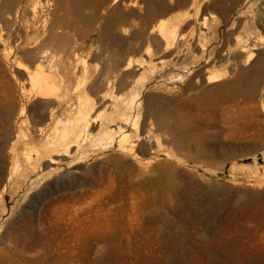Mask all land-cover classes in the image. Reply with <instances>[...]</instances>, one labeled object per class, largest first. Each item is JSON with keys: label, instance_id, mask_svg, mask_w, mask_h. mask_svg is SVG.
I'll return each instance as SVG.
<instances>
[{"label": "rangeland", "instance_id": "rangeland-1", "mask_svg": "<svg viewBox=\"0 0 264 264\" xmlns=\"http://www.w3.org/2000/svg\"><path fill=\"white\" fill-rule=\"evenodd\" d=\"M17 1L20 35L31 5L43 0ZM55 3L40 7L50 12ZM146 3L109 7L124 15L117 28L122 39L143 21L159 24L156 11L143 18ZM259 3L203 0L200 8L169 14L187 11L192 19L180 27L182 38L168 57L150 60L138 42L128 47L146 64L132 91L119 92L122 99L130 91L135 96L137 129L123 130L133 153L88 142L77 154L70 148L56 156V165L35 158L45 138L34 130L46 127L55 140L64 127L60 77L53 78L58 89L49 100L25 96L26 73L6 59L13 50H4L13 46L15 29L0 12V264H264ZM43 35L39 28L36 36ZM87 36L83 55L98 54L97 34ZM89 57L96 75L101 61ZM21 62L30 65L24 56ZM59 71L68 84L76 81L67 64ZM210 72L220 76L208 85Z\"/></svg>", "mask_w": 264, "mask_h": 264}, {"label": "bare ground", "instance_id": "bare-ground-1", "mask_svg": "<svg viewBox=\"0 0 264 264\" xmlns=\"http://www.w3.org/2000/svg\"><path fill=\"white\" fill-rule=\"evenodd\" d=\"M51 1L43 0L41 5L50 6ZM140 1H149L145 4L143 18H146L144 16L150 11H156L157 17H160L159 24L153 26L151 22L143 21L141 28L132 34L130 32L128 38L123 36L125 39L121 38V32L117 29L124 15L117 12L118 10L110 13L109 7L111 6L112 10L117 9L119 3L123 2L133 7L135 0H58L50 12L44 10L46 7H40V3H33L28 10V19L26 18L23 25L24 32L22 31L20 35L14 28L18 1H2L1 15H7L6 24L15 29L11 40L14 41L13 46L6 45L7 48H4L13 51H6L5 56L16 69L26 73L23 81L25 96L28 99L36 97L49 100L58 89L53 81L55 76L60 77V84L64 90L63 103L58 111L59 121L64 127L56 133L55 140L49 139L46 127L34 130V133L45 138L42 149L35 157L38 161L56 165L59 162L56 156L69 154L70 148H74L73 152L77 154L82 145L88 142H97L98 145H105L104 147L116 144L118 151L127 155L133 153L135 147L133 143L128 142V135L124 134L123 130L127 125L137 129V117L131 114L135 105V96H131V91L135 85V78L139 75L137 74L139 69L146 64L143 60L140 61L141 59H133L132 54L135 50H129L128 47L138 42L140 49L144 48L141 50L150 60L155 56L168 57L174 43L182 38V34L179 33L180 27L192 19L191 12L187 11L182 17H168L169 14L176 13L181 8L192 11L197 4L200 8L199 5L203 3V0ZM79 26H82V33H79ZM39 28H42L44 34L41 39L36 36ZM89 33L97 34L99 44L98 54L93 55L91 51L87 53V57L91 56L93 61H101V70L96 75L95 71L93 73L91 70L92 68L95 70L96 64L90 67L87 57L83 55L86 46L84 43ZM238 42L236 40V46L239 45ZM21 56L29 60L28 67L21 62ZM163 60L159 61L160 65L162 62L164 64ZM60 64H67L76 77L75 82L68 84L67 78L61 77ZM219 76L210 72L205 78V83L209 85L217 82ZM126 89L131 90L130 98L122 99L119 92Z\"/></svg>", "mask_w": 264, "mask_h": 264}, {"label": "crops", "instance_id": "crops-1", "mask_svg": "<svg viewBox=\"0 0 264 264\" xmlns=\"http://www.w3.org/2000/svg\"><path fill=\"white\" fill-rule=\"evenodd\" d=\"M227 1H244V0H227ZM258 1L261 3L258 4L257 8L254 11V18L261 25L262 27L261 31L264 34V0H258Z\"/></svg>", "mask_w": 264, "mask_h": 264}]
</instances>
